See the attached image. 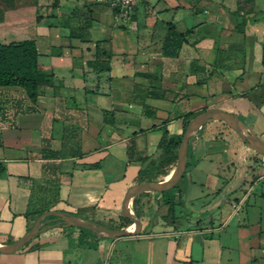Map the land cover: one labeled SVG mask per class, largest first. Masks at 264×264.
I'll return each instance as SVG.
<instances>
[{
	"label": "crops",
	"instance_id": "obj_1",
	"mask_svg": "<svg viewBox=\"0 0 264 264\" xmlns=\"http://www.w3.org/2000/svg\"><path fill=\"white\" fill-rule=\"evenodd\" d=\"M11 10L33 21L27 38L54 79L35 101L19 86H0V248H11L0 264L119 262L122 236L166 238L156 252L167 264H264V153L223 119L189 136L191 183L181 176L169 186L180 197L141 191L124 209L140 169L146 182L173 176L180 144L176 156L164 144L185 120L221 109L262 139L264 0H141L127 24L100 0H28ZM169 24L188 30L174 57L161 52ZM125 211L142 213L138 224ZM64 215L132 233H97Z\"/></svg>",
	"mask_w": 264,
	"mask_h": 264
},
{
	"label": "trees",
	"instance_id": "obj_2",
	"mask_svg": "<svg viewBox=\"0 0 264 264\" xmlns=\"http://www.w3.org/2000/svg\"><path fill=\"white\" fill-rule=\"evenodd\" d=\"M187 33L188 30L185 32H179L172 24H169L161 45L162 54L170 57L176 56L181 45L186 41L185 37ZM37 57L38 51L34 38H23L0 43V86H19L26 92V95L32 101H35L38 95L39 85L42 83H50L54 79L53 73L42 70V65L38 62ZM97 63L99 64L98 67ZM102 63L105 62H97V60L89 61L90 66L93 68L107 69L108 64L102 65ZM260 63L264 69V42L261 44ZM144 114L151 116L154 114V111L148 108V106H144ZM190 115H193V113L189 112L185 116L188 118ZM187 124L188 120H185L181 133L171 136L164 144L165 148H172L175 150V156ZM56 154L57 152L53 150H48L45 153V155L51 156H55ZM187 165L188 163H186V167ZM2 170L3 166L0 163V173ZM185 171L186 170H184L182 174V178L185 175ZM145 173L144 169L138 171L137 181L139 183L149 181L150 178L146 176ZM181 193V189H179L176 195L180 197ZM121 218L127 225L131 223L129 218L124 216H121Z\"/></svg>",
	"mask_w": 264,
	"mask_h": 264
},
{
	"label": "rangeland",
	"instance_id": "obj_3",
	"mask_svg": "<svg viewBox=\"0 0 264 264\" xmlns=\"http://www.w3.org/2000/svg\"><path fill=\"white\" fill-rule=\"evenodd\" d=\"M24 2H28V0H0V43L32 37V35L34 34V26L32 20L28 19V17L25 19V21L20 20L19 17H17L16 10L7 11L8 9H15L16 5H18L19 3L22 4ZM6 11L8 12L7 13L8 16L6 19H3V14ZM256 107L257 108L255 111L256 112L260 111L258 109L259 106L256 105ZM262 110H264V107ZM261 113L264 114V111H262ZM239 117L246 123H252V119L244 116L243 114H240ZM259 126L260 129H262L264 123H260ZM261 137L262 139H264V132ZM189 173L190 170L188 167V169L185 171V175L182 178L180 184H183L184 182L185 186H187L191 183L188 177ZM196 188L195 190H197ZM260 190H261V186L258 185L254 192L260 193ZM175 193H177L176 187H167L162 190H155L153 192V195L154 197L161 198ZM148 211L150 213L153 210L148 209ZM138 215H139L138 217L139 220H141L142 213L138 211ZM171 216L172 215L170 214L169 218H171ZM120 220L123 219L120 218ZM99 224L109 228L113 226L111 223L104 220H100ZM235 224H236L235 222H232L228 226V229L230 230L234 229ZM145 230L146 229L143 228L141 233H145L146 232ZM158 230H159L158 228L153 229V231H158ZM166 244H167L166 238H158V237L157 238H153V237L127 238L125 236H122L117 242V246L121 249V256L119 257L120 260L119 262H117L116 260L117 258L114 257L109 261V264H167L169 260L166 259L165 257H162L161 255H159V253L156 252V250L160 247L165 248V246H167Z\"/></svg>",
	"mask_w": 264,
	"mask_h": 264
},
{
	"label": "water",
	"instance_id": "obj_4",
	"mask_svg": "<svg viewBox=\"0 0 264 264\" xmlns=\"http://www.w3.org/2000/svg\"><path fill=\"white\" fill-rule=\"evenodd\" d=\"M210 118H218V119H223L225 120L230 126H232L238 133L239 135L247 140L250 145L259 150L260 152L264 153V141L260 139V137L247 125H245L237 116L226 112L221 109H209L206 110L197 116H195L188 124L186 127L183 136L181 138V143L178 149V162L177 166L175 168V172L173 176H171L169 179L161 182V183H154V182H144L139 185H137L134 188H131L125 197L124 200V209L126 210L127 208V203L130 200L132 196H134L136 193L141 192V191H148V190H154V189H162L166 188L169 186H172L178 178H180L185 170L186 166V148H187V142L188 138L191 134H193L196 129L206 120ZM125 213L132 218V220L138 224L140 221L136 216L129 214L127 211ZM63 219L71 225H77V226H82L85 228H89L94 232L101 233V234H106V235H123V234H130L132 231H126V230H113L109 229L107 227H104L102 225H98L94 222H89L85 220H81L75 216H63ZM30 235L27 234L22 240H20L17 244H15V248H17L20 244H22L26 238H28ZM14 247V246H13ZM11 248H8L7 250H2L0 248V251H10Z\"/></svg>",
	"mask_w": 264,
	"mask_h": 264
},
{
	"label": "built area",
	"instance_id": "obj_5",
	"mask_svg": "<svg viewBox=\"0 0 264 264\" xmlns=\"http://www.w3.org/2000/svg\"><path fill=\"white\" fill-rule=\"evenodd\" d=\"M112 10L114 18L121 24H127L131 19L132 9L141 0H100Z\"/></svg>",
	"mask_w": 264,
	"mask_h": 264
}]
</instances>
